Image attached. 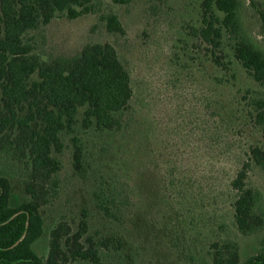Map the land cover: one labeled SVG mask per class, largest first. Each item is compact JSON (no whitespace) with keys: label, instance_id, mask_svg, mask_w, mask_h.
Listing matches in <instances>:
<instances>
[{"label":"rangeland","instance_id":"obj_1","mask_svg":"<svg viewBox=\"0 0 264 264\" xmlns=\"http://www.w3.org/2000/svg\"><path fill=\"white\" fill-rule=\"evenodd\" d=\"M201 1L97 0L96 13L73 20L58 14L27 35L45 61L73 57L88 44L113 45L133 89L129 107L119 115L122 129L98 132L79 123L74 134L65 135L66 148L58 155L59 197L41 210L44 234L34 245L41 257L49 255L51 231L63 221L76 230L84 214L89 235L126 241L121 251L102 250V264H213V245L224 241L237 243L242 261L260 250L264 230L245 236L236 226L238 193L230 183L250 149L264 147L253 117V99L264 98V88L235 59L227 35L228 69L216 65L209 46L193 36V28L201 27ZM242 1L243 34L264 49L259 20L264 0ZM110 12L125 35L109 33L100 21ZM83 113L80 109V121ZM74 136L84 146L87 179L73 168ZM21 174L17 164L0 160L13 207L29 200ZM101 185L113 195L118 219L96 207L93 194ZM247 185L264 199L261 168H250Z\"/></svg>","mask_w":264,"mask_h":264},{"label":"trees","instance_id":"obj_2","mask_svg":"<svg viewBox=\"0 0 264 264\" xmlns=\"http://www.w3.org/2000/svg\"><path fill=\"white\" fill-rule=\"evenodd\" d=\"M97 0H0V160L21 168L29 200L18 207L10 203L11 183L0 176V264H102L100 252L121 251L123 237L96 238L89 235L88 215L76 230L66 221L50 234V252L45 259L34 249L44 234L41 210L59 197L58 158L65 148V135L85 130L98 132L122 129L119 116L133 97L131 75L116 48L109 44H88L73 57L43 60L26 41L27 35L47 26L58 14L70 19L94 14ZM132 0H113L126 4ZM242 0H202L201 27L193 36L206 43L213 62L224 69L225 36L235 59L249 76L264 88V49L242 31ZM223 17H221V15ZM264 27V10L260 12ZM100 21L109 33L125 35L119 17L104 13ZM80 109H84L81 121ZM255 125L264 133V98L253 99ZM73 168L81 179L90 169L84 146L71 139ZM255 165L264 171V147L250 149L247 160L231 180L238 196L233 204L238 230L245 236L264 230V199L250 189L247 180ZM96 207L107 217L118 219L113 195L102 185L95 190ZM213 264H264V241L260 250L242 261L237 243L213 245Z\"/></svg>","mask_w":264,"mask_h":264}]
</instances>
